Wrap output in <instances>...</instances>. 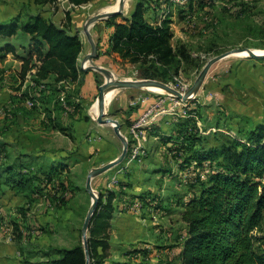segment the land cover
I'll use <instances>...</instances> for the list:
<instances>
[{"label": "rangeland", "instance_id": "rangeland-1", "mask_svg": "<svg viewBox=\"0 0 264 264\" xmlns=\"http://www.w3.org/2000/svg\"><path fill=\"white\" fill-rule=\"evenodd\" d=\"M139 1L134 0L129 12L123 16H129ZM215 1L214 5L199 7L186 17H180L179 12L174 9L176 19H174L173 27V45L177 49H184L191 55V58L183 61L177 76L178 82L175 80L168 83L157 81L172 87L177 86V83H183L191 88L210 59L235 49L264 51V0ZM114 2L115 0H95L69 10V4L65 0H57L54 4L44 6L37 5L35 0H0V21H8L17 15L50 13L48 14L50 17L53 12H74L72 15L76 17L75 27L84 43V57L91 52V46L83 34L84 24L100 8ZM180 6L183 7L184 4ZM66 8L68 11L63 12ZM187 14L189 15V12ZM104 24L106 25V22H99L92 28L98 51L105 49L101 31ZM181 34H184V37H181ZM7 43L16 49L18 54L15 56L18 55L22 59L27 54L30 38L20 32L12 39L0 40V47H5ZM83 57L80 58L83 59ZM242 62L247 67L240 66ZM218 63L237 65L236 73H234L238 78L242 77V73L246 71L252 73L261 67L264 71V58L227 57L213 67H219ZM96 64L111 70L118 80L146 79L143 78L141 68L136 65L124 62L117 64L112 61L104 65ZM217 73L220 75L221 83L227 80L228 77L222 76L223 70H217ZM96 75L97 90L92 100L85 107L81 106L82 104H75V110L69 111L70 114L80 117L79 121L82 124L73 130L70 129L68 134L53 136L45 135L44 131L37 135L32 133L30 150L25 149V146H28L25 143L27 141H24L23 150L20 149L21 146L19 149L12 147L8 150L6 139L0 133V145L2 146H0V158H3L0 161L2 162L11 163L16 156L18 158L22 156V160H27L29 159L27 155H31L35 163L36 161L46 163L61 155L67 157V167L65 171L62 170L60 176H57L54 184L42 178H36L44 176L38 174V165L33 166L32 173L29 174L32 175L35 184L40 186L32 199L23 195L17 196L11 192H7L4 199L0 198V233L4 239L12 242L18 241L17 237L21 235V240H24L26 245L24 250H19L21 255L17 257L24 262H27L31 255L36 260L51 258V256L46 257V254L51 253L52 248H72L83 243L82 228L92 205V198L86 191L88 174L92 169L115 160L123 152V144L115 135L113 127L99 125L90 114V107L98 98L99 88L105 82L103 74L97 73ZM25 86L27 89L31 87L29 84ZM246 89L248 90L239 83L216 91L224 95L223 101L217 93L206 91L203 96L197 97L199 102H194L195 105L190 112L194 114V117L199 118L200 124L193 126L194 123L190 122L192 118L189 117H179L178 122L183 120L186 124H190L189 131L198 132L205 139L207 146L215 142V135L222 133L221 129H224L226 133H236L239 129H245L253 121L249 117L262 115L264 118V107L261 102L252 99L251 92ZM118 93L106 116L118 120L122 125V134L129 144L128 155L122 164L95 177L92 180V187L99 197L101 193L104 194L105 201L110 194H113L115 196L113 206L129 212V215H126L129 220L139 218L138 222L142 225L141 232L145 238L134 245L123 243L118 239L119 235L113 240L116 228L112 224L111 246L103 264H181L179 256L186 236V224L182 221V213L187 200L198 193L200 182L205 181L209 175V167L203 169L195 164L188 167L182 166L191 152L186 150L180 153L176 150L179 147L177 137L174 136V139L170 141L176 129L179 128L176 120L170 126H166L165 137L150 134L145 142L141 160L133 161L130 155V128L133 125V120L130 121L131 116L148 101L158 99L159 97L154 96L160 93L148 89H121ZM70 94L73 96V93ZM143 99L146 100L145 103ZM25 103L30 113L32 111L39 113L37 105L30 108L26 98ZM71 104L74 105L73 102L69 105ZM237 116L240 117L239 122L234 120ZM213 129L219 130L214 132ZM38 154L40 158L42 157L41 160H37ZM58 184L64 186L58 188ZM63 191L66 193L64 196ZM132 213L137 216L132 218ZM122 217L124 219V215ZM144 219L146 220L145 225L142 224ZM116 224L117 222L115 226ZM15 227H18L16 234H14ZM87 237L89 238V232ZM90 264L93 263L90 262Z\"/></svg>", "mask_w": 264, "mask_h": 264}, {"label": "trees", "instance_id": "trees-1", "mask_svg": "<svg viewBox=\"0 0 264 264\" xmlns=\"http://www.w3.org/2000/svg\"><path fill=\"white\" fill-rule=\"evenodd\" d=\"M56 1L35 0V3L44 6ZM68 1L78 8L94 0ZM215 2L187 0L183 7H178L174 0H140L129 16L118 15L106 20V26L113 28L109 52L117 54L124 63L139 66L143 78L166 83L175 80L183 61L191 55L172 45L174 9L180 17H186L197 8ZM148 10H152L153 17H148ZM65 15V21L60 24L42 13L17 15L0 21V40L12 39L20 32L30 38L27 54L21 60L23 76L29 70H36L32 76L34 87L44 85L45 88V82L50 79L54 84L74 83L79 79L78 60L84 43L75 27L76 17L70 11ZM1 51L3 55L15 53L9 43ZM34 97L32 92V99ZM177 125L179 128L170 141L177 137L179 147L176 150L191 152L182 166L209 167V175L200 182L198 193L187 200L182 213L186 236L179 256L181 264H264V119L252 121L236 133L216 134L215 142L209 146L198 132L189 131L184 121ZM155 134L165 137V133ZM28 158L17 157L11 163L0 161V188L8 186L32 199L40 186L29 174L33 166L38 165V174L44 176L36 178L54 184L67 167V157H51L46 163H35L31 155ZM39 159H42L40 155ZM60 186L64 185L58 188ZM104 198L101 193L89 230L90 262L93 264H103L111 246L115 196L110 194L106 201ZM14 230L16 234L18 227ZM17 239L20 240L21 235ZM46 256L51 258L44 264H87L82 242L72 248H52Z\"/></svg>", "mask_w": 264, "mask_h": 264}, {"label": "crops", "instance_id": "crops-1", "mask_svg": "<svg viewBox=\"0 0 264 264\" xmlns=\"http://www.w3.org/2000/svg\"><path fill=\"white\" fill-rule=\"evenodd\" d=\"M95 1V0H94ZM174 4L176 6H180L179 3H176L174 0ZM183 5V4H182ZM181 7V6H180ZM69 8V7H68ZM76 9V8H75ZM68 11L66 8L65 11ZM50 15V13H48ZM48 14H43L46 18L52 20L56 24H60L65 21L66 15L65 13L53 12L52 15L49 17ZM74 14V12H71ZM152 14V15H151ZM147 15L149 18L153 17L152 10H148ZM161 17V14H160ZM159 15L157 19L159 20ZM173 22L176 19V13L174 12L172 16ZM58 20V21H56ZM106 22V21H102ZM174 23L172 24V30L174 33ZM102 35L104 37L105 49L99 50V56L95 59V63H99L100 65H104L107 62H116L119 64L121 59L117 54H112L109 52L110 50V36L113 32V28L107 27L105 24L101 27ZM101 35V37H102ZM181 37H184V34H181ZM174 39V37H173ZM10 44V43H9ZM173 45V40H172ZM174 46V45H173ZM13 47V46H12ZM14 48V47H13ZM3 47H0V50ZM85 49V48H84ZM15 53L10 52L8 54L4 53L3 51L0 52V133L3 134L5 137V142H7L8 150L12 147L21 146L20 149L23 150L24 141L28 146H25V149L30 150L32 147L29 146L32 143V133L34 134H42L44 131L45 135H53V136H60L64 134H68L70 129H74L78 125H81L82 122L79 121L80 117L77 115H72L66 110V106L71 102L74 103V98L78 97L80 99V105L85 107L87 103L92 100V96L95 94L97 90V73L94 71H86L83 67H87L89 64L86 62V58L88 56L83 57V53L81 54L83 59L78 60V68L80 69V76L79 79L72 83L71 85H63L61 83L54 84L53 80H48L45 82L46 87L43 89L41 87H34L28 88L25 86V76H23V61L15 56L18 54L16 49L14 48ZM84 52V51H83ZM222 59L219 62H223ZM123 63V62H122ZM220 64L219 67H212L210 72L208 73V77L204 82V85L201 90L198 91L197 97L203 96L204 92L206 91H216L223 90L225 87H231L232 85L242 84L244 88H248L247 91L251 92L252 99L257 102H261L262 106L264 107V71L262 67L255 72H243L242 77H239L235 74L237 65H231L229 63H218ZM223 64V65H222ZM229 64V65H228ZM247 65L242 62L240 66ZM217 68V69H213ZM213 70V71H212ZM217 70H223L224 74L223 77H228L227 80L221 83V79L219 78L220 75L217 73ZM235 72V73H234ZM54 88L55 91H52ZM34 93L35 100L39 103L37 104V110L39 113L33 112L30 113L29 110L26 108L25 98L27 99ZM70 93H73L71 96ZM161 94V93H160ZM218 97L223 101L224 95L222 93H217ZM154 97H160L159 95H155ZM158 99L150 100L146 104L142 105V108L138 110L133 116H131L134 124L138 118L142 115V113L147 109V107L155 102ZM77 104V105H79ZM72 105V104H71ZM76 105V106H77ZM171 106L170 101H167L164 105L165 108H169ZM200 112V109H198ZM203 112V110L201 109ZM36 113V114H35ZM211 116V115H210ZM244 116V115H243ZM187 118V117H186ZM190 122H192L193 126L199 122L198 117H189ZM253 121L263 120L262 115H257L253 117H249ZM180 119V118H179ZM178 118H175L170 115H162L157 118V120L153 123L151 127L150 134L155 133H164L166 130V126H170L171 123L178 122ZM235 122H239L240 117L238 116L234 119ZM183 121V120H182ZM185 122V121H184ZM241 124V123H239ZM188 128L190 124L186 125ZM243 126V125H240ZM219 129H213L216 132ZM220 132V131H219ZM221 132H226L224 129H221ZM47 139V138H46ZM11 144H10V143ZM13 143V144H12ZM21 144V145H20ZM3 145V144H2ZM1 146V145H0ZM2 147V146H1ZM37 150V149H35ZM154 150V148H153ZM28 156V155H27ZM37 156V155H36ZM39 156V154H38ZM16 156L15 158H17ZM60 157H66L61 155ZM58 157V158H60ZM21 158H23L21 156ZM15 160V159H14ZM41 160V159H39ZM40 162V161H39ZM11 192L14 195L20 196V194L9 187L2 186L0 188V198L4 199L6 197V193ZM133 202V201H132ZM150 202V200H149ZM152 205V204H151ZM152 210V209H149ZM3 212V211H2ZM7 213V212H5ZM131 214V213H130ZM122 215H124L123 219ZM126 215H129V212H124L120 208H115L114 211V219L112 220L111 224H113L115 229L114 239L117 235H119L120 240L123 243L128 245H134L137 242H142L145 236L141 232V224L137 220H129ZM137 215L132 213V218H135ZM117 217V218H116ZM146 220H143V225ZM117 222L116 226L115 223ZM157 232V231H154ZM183 239V238H182ZM182 239H180L182 241ZM24 240H18L12 242L8 239H4L2 234L0 233V264H40L47 262L50 258H39L38 260L32 258V255L27 262H24L20 257L17 256L21 253V250H24ZM20 250V251H19ZM19 251V252H18ZM47 257V256H46ZM24 262V263H23Z\"/></svg>", "mask_w": 264, "mask_h": 264}, {"label": "water", "instance_id": "water-1", "mask_svg": "<svg viewBox=\"0 0 264 264\" xmlns=\"http://www.w3.org/2000/svg\"><path fill=\"white\" fill-rule=\"evenodd\" d=\"M119 2V7L117 10L112 11V12H107L103 14H97L91 18H89L86 23L84 24L83 27V34L86 37L87 41L89 42L91 46V52L88 54L86 61L88 60L90 65L87 67H83L84 70L86 71H94L101 73L105 76V82L104 84L99 88V95H98V103H99V108H100V114L98 116V119L96 120L99 125H110L113 127L115 135L120 139V141L123 144V152L122 154L116 158L115 160L109 162L108 164L92 169L87 177V182H86V191L89 193V195L92 198V205L91 208L88 212V215L85 219L83 228H82V236H83V245H84V250H85V255L87 259V264H90V250H89V243H88V237L87 234L90 230L91 224L93 217L95 215V212L98 207L99 203V196L94 192V189L92 187V180L100 176L113 168L119 166L122 164L128 155V150H129V144L127 138L122 134V125L119 123L118 120L112 118V117H107L106 116V105H105V93L109 91L112 88H115L117 90L121 89H148L150 87H158L163 90H165L167 93L172 94L178 98L181 99H187L193 94H197L198 91L201 89L208 73L210 72L211 68L219 61L222 59H225L232 55L233 53L237 51H249L251 52V57L252 58H264V54L262 55H257L255 54L252 49H235L230 52H226L222 55H219L217 57H214L210 59L202 68L200 71L199 75L197 76L195 83L193 86L190 88V90L183 95L179 91L175 90L172 88L170 85L165 84L163 82L157 81V80H151V79H141V80H112V74L113 72L103 66H99L95 63V59L98 58L99 53H98V46L92 36L91 29L96 26L97 23L106 21L111 17L118 16V15H124V7H125V0H118Z\"/></svg>", "mask_w": 264, "mask_h": 264}, {"label": "built area", "instance_id": "built-area-1", "mask_svg": "<svg viewBox=\"0 0 264 264\" xmlns=\"http://www.w3.org/2000/svg\"><path fill=\"white\" fill-rule=\"evenodd\" d=\"M69 4V10L75 9L77 7L71 5L68 0H65ZM187 0H175L176 3L184 4ZM36 73V70H29L26 73L25 77V84H29L32 88L35 84L32 82V76ZM175 81H179V78L176 77ZM63 85H71L72 82L64 81L60 82ZM172 87V86H171ZM44 88V85L41 87ZM175 90L179 91L183 95H185L189 90L190 86L184 85L183 83H177V86L172 87ZM159 100L147 107V109L142 113V115L138 118V120L131 126L130 128V135H131V148H130V155L132 156L133 161H140L141 155L144 153L145 150V142L150 137V131L153 123L157 120L158 117L162 115H170L175 118H186V117H193L194 114L190 113L192 111L194 102H199L197 100V95L193 94L187 99L178 98L172 94H158ZM167 101H170L171 106L169 108H165L164 105ZM146 100L143 99V103ZM80 99L78 97L74 98V105H67L66 110L69 112H73L75 110V104H79ZM28 106L34 107L38 104L35 99H32V95L27 98ZM3 160V158H0Z\"/></svg>", "mask_w": 264, "mask_h": 264}, {"label": "bare ground", "instance_id": "bare-ground-1", "mask_svg": "<svg viewBox=\"0 0 264 264\" xmlns=\"http://www.w3.org/2000/svg\"><path fill=\"white\" fill-rule=\"evenodd\" d=\"M117 1L118 0H115V2L113 4H110V5H107V6L100 8V10L95 15L103 14V13H107V12H112V11L117 10L119 7V2H117ZM133 2H134V0H125V7H124V11H123L124 13L123 14L126 15L129 12V10L132 7ZM91 33H92V29H91ZM92 36H93V34H92ZM93 38H94V36H93ZM252 51L257 55L264 54V51H262V50L253 49ZM233 56L240 57V58L251 57V52H249V51H237V52L233 53L232 55H230L229 57H233ZM87 63L90 65L88 60L84 64L87 65ZM112 80H118L117 76L114 73L112 74ZM148 90H150L152 92H158L161 94H168L165 90L158 88V87H150V88H148ZM117 94H119V93H118V90L115 88H112L105 93V105H106L105 111H106V113H107L110 105L114 101ZM90 114L95 121L98 119V116L100 114L98 99H96L95 102L90 107Z\"/></svg>", "mask_w": 264, "mask_h": 264}]
</instances>
